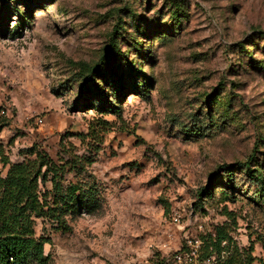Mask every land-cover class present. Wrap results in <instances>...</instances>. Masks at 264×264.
Returning <instances> with one entry per match:
<instances>
[{
	"label": "rangeland",
	"instance_id": "374dc122",
	"mask_svg": "<svg viewBox=\"0 0 264 264\" xmlns=\"http://www.w3.org/2000/svg\"><path fill=\"white\" fill-rule=\"evenodd\" d=\"M105 53L100 96L84 72ZM1 124L12 163L69 162L91 198L65 230L36 219L47 264H159L216 227L232 264H264V199L234 167L264 172V0H0Z\"/></svg>",
	"mask_w": 264,
	"mask_h": 264
},
{
	"label": "trees",
	"instance_id": "16d2710c",
	"mask_svg": "<svg viewBox=\"0 0 264 264\" xmlns=\"http://www.w3.org/2000/svg\"><path fill=\"white\" fill-rule=\"evenodd\" d=\"M171 7L173 10L170 9V21L167 26L176 30L180 27L181 18L185 17L179 15L175 3ZM108 57L106 53L103 54L99 64L89 67L84 72L86 81L93 87L92 92L100 96L104 93V85L114 84L115 76L118 77L116 73L118 65H111ZM130 68L133 69L132 64ZM144 78L148 79L145 76ZM101 80L103 86L99 84ZM3 126L5 124H1L0 129ZM251 159L234 167L245 170L246 176L256 184L255 188L249 191L259 200H263L264 172L252 169ZM85 162V160L74 162L72 169L84 170ZM90 162V159L87 160L88 164ZM0 163L5 170L4 175L0 174V264H47L48 257L44 255V246L48 241L36 237V219H48L65 230L67 229L65 217L76 212L77 204L83 205L85 200L91 202V198L89 196L85 198L77 185L72 183L63 185L64 175L70 171H67L69 162L58 165L44 152H36L34 159L12 163L5 154L3 146L0 145ZM224 168L228 173L224 179L227 182L226 188L234 190V180L231 175L234 169L227 166ZM48 180L52 183V190L41 194L39 184ZM206 195L209 193L203 190L200 197ZM230 242L231 239L225 229L216 227L214 235L202 242V258L215 256L214 264H232L233 258L222 255L225 249L223 243ZM164 263L165 261H162L159 264Z\"/></svg>",
	"mask_w": 264,
	"mask_h": 264
},
{
	"label": "built area",
	"instance_id": "2783aa9c",
	"mask_svg": "<svg viewBox=\"0 0 264 264\" xmlns=\"http://www.w3.org/2000/svg\"><path fill=\"white\" fill-rule=\"evenodd\" d=\"M174 222H178V218H173ZM224 244V243H223ZM202 242L195 245H189L186 250L175 253L171 259H167L164 264H212L213 257L203 259L200 256V248Z\"/></svg>",
	"mask_w": 264,
	"mask_h": 264
}]
</instances>
